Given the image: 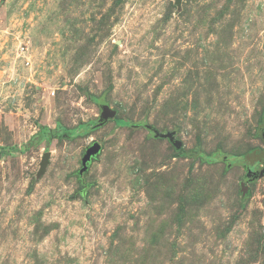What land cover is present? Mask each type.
<instances>
[{"label": "rangeland", "instance_id": "374dc122", "mask_svg": "<svg viewBox=\"0 0 264 264\" xmlns=\"http://www.w3.org/2000/svg\"><path fill=\"white\" fill-rule=\"evenodd\" d=\"M258 150L264 0H0V264H264Z\"/></svg>", "mask_w": 264, "mask_h": 264}, {"label": "water", "instance_id": "95a60500", "mask_svg": "<svg viewBox=\"0 0 264 264\" xmlns=\"http://www.w3.org/2000/svg\"><path fill=\"white\" fill-rule=\"evenodd\" d=\"M182 0H178V2H181ZM101 116L99 117V120L97 122V125H103L105 124L108 120L113 119L117 115V110H115L107 101L101 100ZM156 135L160 137H168L172 144L175 146V148L180 149L183 146V143L181 140L174 138V133L169 132V133H161L156 130ZM102 147L101 144L97 141H94L93 144L88 146L83 154L82 158V167L79 170V175H82L89 166L90 161L92 158H94L100 151ZM50 156V153L47 152L43 158V161L41 163V172L44 171L46 164L48 163V158ZM251 160L252 161H261L264 160V152L263 151H256L253 154H251ZM247 186L242 183V193L243 195L246 193Z\"/></svg>", "mask_w": 264, "mask_h": 264}, {"label": "trees", "instance_id": "16d2710c", "mask_svg": "<svg viewBox=\"0 0 264 264\" xmlns=\"http://www.w3.org/2000/svg\"><path fill=\"white\" fill-rule=\"evenodd\" d=\"M117 123H119L120 125L121 124H126L125 121L120 120V119L117 120ZM91 124H92V122H91ZM91 124L90 123H82L79 126L73 128V130L72 129L69 130V129L65 128V127L60 126V130L59 131L62 132V133L67 132L71 136H74L76 134H80V133H83V132L87 131L90 128L88 126H90ZM92 127L94 128L95 126H92ZM254 152H256V151H254ZM254 152H252L251 154H253ZM180 153L181 154H188V152L185 153L183 151H181ZM189 153H190L189 155H192L194 157H200L203 161L209 160L206 156H204L201 153L200 150H195L194 149V150H191ZM251 154H249L248 156H247V154H241V155H238V156H235V157H234V155L233 156H230V157L231 158L233 157L234 160H238V162H242L243 164H245V166L248 165V167H250V169H252V165H251L252 164ZM230 157H229V159H231ZM256 162H258V161H256Z\"/></svg>", "mask_w": 264, "mask_h": 264}]
</instances>
